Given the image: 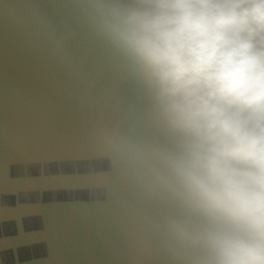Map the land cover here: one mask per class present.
<instances>
[{"label":"water","instance_id":"obj_1","mask_svg":"<svg viewBox=\"0 0 264 264\" xmlns=\"http://www.w3.org/2000/svg\"><path fill=\"white\" fill-rule=\"evenodd\" d=\"M108 2L0 0V264H203Z\"/></svg>","mask_w":264,"mask_h":264},{"label":"clouds","instance_id":"obj_2","mask_svg":"<svg viewBox=\"0 0 264 264\" xmlns=\"http://www.w3.org/2000/svg\"><path fill=\"white\" fill-rule=\"evenodd\" d=\"M104 29L178 145L203 264H264V0H109Z\"/></svg>","mask_w":264,"mask_h":264}]
</instances>
